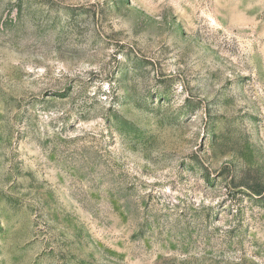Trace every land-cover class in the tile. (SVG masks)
Returning <instances> with one entry per match:
<instances>
[{"label": "rangeland", "instance_id": "374dc122", "mask_svg": "<svg viewBox=\"0 0 264 264\" xmlns=\"http://www.w3.org/2000/svg\"><path fill=\"white\" fill-rule=\"evenodd\" d=\"M0 264H264V0H0Z\"/></svg>", "mask_w": 264, "mask_h": 264}]
</instances>
